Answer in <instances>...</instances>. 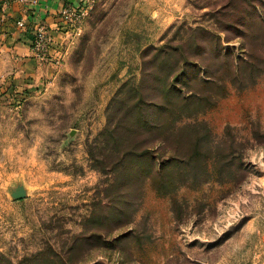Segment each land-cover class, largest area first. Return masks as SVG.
I'll return each mask as SVG.
<instances>
[{
	"label": "rangeland",
	"instance_id": "374dc122",
	"mask_svg": "<svg viewBox=\"0 0 264 264\" xmlns=\"http://www.w3.org/2000/svg\"><path fill=\"white\" fill-rule=\"evenodd\" d=\"M228 2L92 0L70 24L51 79L22 95L2 91L0 69V264L34 255L67 264H264V32H254L264 0L217 17ZM196 28L208 31L202 39L218 37L212 45L222 58L215 64L212 54L213 74L229 59L240 67L211 105L182 119L200 122L206 134L208 174L172 169L161 188L154 172L138 171L125 200L106 207L109 177L93 167L90 150L114 118L112 104L132 82L143 83L149 101L156 50L186 43ZM192 135L183 131L185 148ZM216 158L228 164L219 176ZM19 184L28 196L13 200Z\"/></svg>",
	"mask_w": 264,
	"mask_h": 264
},
{
	"label": "trees",
	"instance_id": "16d2710c",
	"mask_svg": "<svg viewBox=\"0 0 264 264\" xmlns=\"http://www.w3.org/2000/svg\"><path fill=\"white\" fill-rule=\"evenodd\" d=\"M250 1L254 0H229L225 7L214 13L217 17H223L228 10L236 12L246 9ZM26 23L29 26L32 21L28 20ZM260 24L262 25L254 28V32L258 34L264 32V21ZM192 32L193 36L186 43L156 50L151 61L156 72L152 74L153 79L149 85L152 92L149 101H145L143 96V83L132 82L123 86L119 94L122 98H116V103L111 106L113 120L101 132V141L91 146L93 167L109 177L107 180L109 184L104 189L108 198L106 207H118L125 200L128 188L138 177V171L142 176L146 170L148 173L154 172L150 177L161 182V188L166 187L170 182L168 177L172 169H177L178 172L183 167H188L191 169V175L208 174L209 166L204 161L208 151L205 152L201 144L205 141L206 134H201L200 122L182 125V119L189 113L200 110L202 105L208 103L211 105L215 89H220L225 77L229 74L235 75V71L240 67L233 68V61L229 59L224 61L213 74L209 66L212 54L215 56V64L222 58L220 53L213 50L215 46L212 45L218 37L209 33V37L202 39L205 32H208L204 28H196ZM25 33L31 34L34 39L31 30L28 29ZM249 36L250 34L245 38L248 39ZM196 40L208 44L203 47ZM254 49L251 42L249 58ZM250 62L247 60L245 64ZM202 68L204 78L198 79L197 75ZM185 77L191 81V84H185L183 89L187 85L188 92L182 93V88L178 84ZM187 127L193 132V139L192 137L189 139L190 148H185L182 139L183 131ZM228 156L229 154H225L223 158ZM223 158H216L218 176L228 168ZM157 165H159L158 169H156ZM146 177L147 175L142 178L143 181ZM77 251H79L77 246H72L69 251L70 256L74 257ZM35 256L26 258L19 264H67L62 260L40 259ZM1 259L0 255V262Z\"/></svg>",
	"mask_w": 264,
	"mask_h": 264
},
{
	"label": "crops",
	"instance_id": "0c3cea01",
	"mask_svg": "<svg viewBox=\"0 0 264 264\" xmlns=\"http://www.w3.org/2000/svg\"><path fill=\"white\" fill-rule=\"evenodd\" d=\"M92 0H0V69L2 91L16 89L25 95L51 79L59 64L40 60L32 49L33 38L17 27L18 21L45 26L53 40L51 54L62 55L68 48L71 26L63 20L66 8H85ZM9 91V90H8Z\"/></svg>",
	"mask_w": 264,
	"mask_h": 264
},
{
	"label": "built area",
	"instance_id": "2783aa9c",
	"mask_svg": "<svg viewBox=\"0 0 264 264\" xmlns=\"http://www.w3.org/2000/svg\"><path fill=\"white\" fill-rule=\"evenodd\" d=\"M83 10L84 8H66L61 12V17L69 24H72L81 15H83ZM17 27L23 32L27 31L28 29L33 32L34 39L32 49L34 50V53L38 59H52L55 64H60L61 55L55 54L53 56L51 54V50L53 49V40L50 38L44 25L32 23L28 26L25 21L21 20L17 22Z\"/></svg>",
	"mask_w": 264,
	"mask_h": 264
},
{
	"label": "water",
	"instance_id": "95a60500",
	"mask_svg": "<svg viewBox=\"0 0 264 264\" xmlns=\"http://www.w3.org/2000/svg\"><path fill=\"white\" fill-rule=\"evenodd\" d=\"M28 190L24 185H17L11 189V197L13 200H23L27 198Z\"/></svg>",
	"mask_w": 264,
	"mask_h": 264
}]
</instances>
